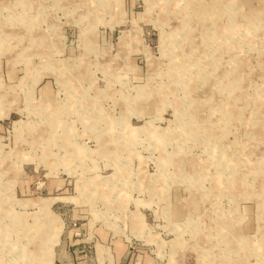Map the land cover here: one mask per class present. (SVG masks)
I'll return each instance as SVG.
<instances>
[{
    "label": "rangeland",
    "instance_id": "obj_1",
    "mask_svg": "<svg viewBox=\"0 0 264 264\" xmlns=\"http://www.w3.org/2000/svg\"><path fill=\"white\" fill-rule=\"evenodd\" d=\"M116 241L264 264V0H0V264Z\"/></svg>",
    "mask_w": 264,
    "mask_h": 264
},
{
    "label": "crops",
    "instance_id": "obj_2",
    "mask_svg": "<svg viewBox=\"0 0 264 264\" xmlns=\"http://www.w3.org/2000/svg\"><path fill=\"white\" fill-rule=\"evenodd\" d=\"M123 249H124L123 244L121 242L119 243V241H116L115 246L111 251L113 264L120 263L122 253L124 252Z\"/></svg>",
    "mask_w": 264,
    "mask_h": 264
},
{
    "label": "bare ground",
    "instance_id": "obj_3",
    "mask_svg": "<svg viewBox=\"0 0 264 264\" xmlns=\"http://www.w3.org/2000/svg\"><path fill=\"white\" fill-rule=\"evenodd\" d=\"M183 21H184V20H183ZM232 29H234V28H232ZM234 32H235V31H234ZM234 68H235V67H234ZM235 75H236V74H235ZM235 75H234V76H235ZM178 242H179V241H178ZM183 261H184V260H183Z\"/></svg>",
    "mask_w": 264,
    "mask_h": 264
}]
</instances>
